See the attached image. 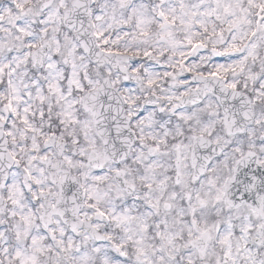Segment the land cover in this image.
I'll return each mask as SVG.
<instances>
[{
    "label": "snow or ice",
    "instance_id": "6c2138e0",
    "mask_svg": "<svg viewBox=\"0 0 264 264\" xmlns=\"http://www.w3.org/2000/svg\"><path fill=\"white\" fill-rule=\"evenodd\" d=\"M0 264H264V0H0Z\"/></svg>",
    "mask_w": 264,
    "mask_h": 264
}]
</instances>
